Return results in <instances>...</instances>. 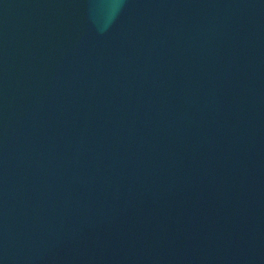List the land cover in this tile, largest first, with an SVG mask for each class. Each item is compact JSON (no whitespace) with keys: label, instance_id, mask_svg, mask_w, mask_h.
Instances as JSON below:
<instances>
[{"label":"water","instance_id":"95a60500","mask_svg":"<svg viewBox=\"0 0 264 264\" xmlns=\"http://www.w3.org/2000/svg\"><path fill=\"white\" fill-rule=\"evenodd\" d=\"M0 264H264V0H0Z\"/></svg>","mask_w":264,"mask_h":264}]
</instances>
